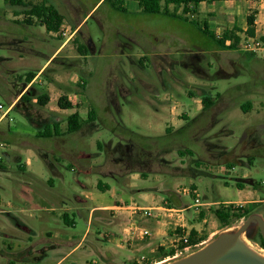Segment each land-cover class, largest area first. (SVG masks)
I'll list each match as a JSON object with an SVG mask.
<instances>
[{
  "label": "rangeland",
  "instance_id": "1",
  "mask_svg": "<svg viewBox=\"0 0 264 264\" xmlns=\"http://www.w3.org/2000/svg\"><path fill=\"white\" fill-rule=\"evenodd\" d=\"M26 1L34 4L48 1L56 6L64 15L61 30L68 32L64 35L60 30L56 36L44 26L22 24L20 21L28 18L29 8L12 6L0 0V44L12 46H0L2 110L9 107L11 96L17 92L15 84H23L28 72H37L48 56L79 27L67 48L45 70L42 80L49 82L56 72L73 74L77 79V88L73 91H86L91 99L90 103L79 106L84 121H89L91 109L96 112V121L89 125L91 132L78 141L80 148L90 154L89 159H79L78 163L60 155L49 137L38 136L40 127L35 126L19 108H12L10 115L3 120L0 127L7 129L10 123L13 133L7 140L16 146L18 154L19 142L26 138L39 147H33L35 151L40 150L39 153L45 155H39L41 163L46 158L58 165L67 181L63 185L67 206L57 203V211L50 214L51 218L46 222L40 218L42 212L36 209L24 213H0V264H57L72 248L68 241L75 246L84 237L89 228V210L97 203V198L109 200L108 194L89 186L99 178L107 180L102 172L110 169L106 167L109 154L114 156L109 149L123 154L146 151L151 144L154 155L159 158H163L161 153L164 150L177 158V149H182L187 156L185 170L178 171L182 178L175 180L173 175L167 174L175 171L165 162L158 161L156 169L164 172L160 173L163 175L159 179L139 182L137 187H147L146 193L152 199L144 201L138 191L134 192V197L138 203L150 205L162 200L169 204L166 198L174 195V204L184 208L189 231H197V242L184 243L179 239L175 246L166 245L163 253L156 251L153 258H149L151 254H145L146 258L136 264H171L203 251L206 256L212 255L213 243L218 237L237 231L254 212L252 208L262 203H251L250 209L247 208L249 211L233 214L227 224L218 219L215 210L225 205L246 210L238 202L229 201H243L254 194L264 198V109L259 106L261 115L253 112L248 116L240 106L247 100L264 101V52L251 53L246 43L247 32L237 34L240 42L236 49H224L204 33L197 22L144 13L135 0H123L125 11L114 9L110 2H100L96 6L99 0ZM218 7L221 6H214ZM198 10L199 7L193 9ZM178 12L184 15L182 7ZM196 12L191 11L188 17L200 21L203 26V17L200 14L197 17ZM209 12L208 17L214 14L207 10ZM209 27L212 28L211 23ZM257 37L264 41V36ZM80 45L87 47L86 57L79 49ZM24 47L34 49L36 54L29 53ZM141 54H158V58L140 62ZM205 74L207 77L202 79L208 86L202 85L203 89L214 97L221 92L222 100L217 97V106L200 114L195 109L192 95L201 96L203 89H200L199 80L194 78ZM35 87L43 91L39 85ZM156 98L169 100L168 107L176 106L174 119L170 113L154 114L150 101ZM228 100L234 102L233 108L222 109V103ZM55 105L57 103L52 102L51 106ZM31 113L35 115L34 111ZM163 120L172 121L175 129L171 123L165 129ZM62 122L67 124L66 115ZM252 133L258 145L255 149L243 142ZM0 142H3L2 137ZM98 142L105 145L103 149L99 148ZM3 150L0 147L4 164L14 172L19 171L17 161L9 162L2 154ZM84 165L91 167L89 172L85 171ZM179 165V159L172 163L174 168ZM44 170L45 174L55 177L47 166ZM240 181L244 182L243 188L238 185ZM56 182L59 186L57 178ZM195 184L202 202H211L200 210L193 206V196L177 192L180 187ZM35 187L40 186L35 184ZM87 193L94 194L93 198H86ZM75 195L85 198L86 206L79 204ZM4 209L7 210L6 207ZM65 209L75 219V225L64 223L60 215ZM152 214L146 216L150 221L155 220L156 211ZM203 219L207 220L204 222ZM97 228L102 234L109 231L105 226L93 224L87 240L97 235ZM214 231L218 232L211 236ZM48 232L57 233V237L50 239ZM175 233L176 238L185 235L182 228ZM247 236L243 233L239 241L253 255L264 259V251L254 247ZM56 242L60 243L58 247L54 246ZM173 249L174 255L169 252ZM80 253L78 250L61 264H72L74 259L81 260L77 264H86L87 260L91 264L95 258L92 255L80 258Z\"/></svg>",
  "mask_w": 264,
  "mask_h": 264
},
{
  "label": "crops",
  "instance_id": "2",
  "mask_svg": "<svg viewBox=\"0 0 264 264\" xmlns=\"http://www.w3.org/2000/svg\"><path fill=\"white\" fill-rule=\"evenodd\" d=\"M103 1L104 0H99L96 6ZM135 1L139 6V10L142 11L139 1ZM123 5L125 7V2H123ZM219 5L221 7L214 8V6ZM172 6L174 5H170L171 10H173ZM197 7H199V10L197 12H192H196L197 17H200L199 14L203 17V26H201L200 21H194L197 22L202 28H204L206 25L208 30L216 37L222 38L224 33L231 30L233 31L236 28L240 29L236 31L237 34H240V32H247L249 29L247 18L252 13L255 17L253 26L254 35H248L253 37L264 36V0L204 1L201 2ZM222 7H225L226 9H223ZM207 10L214 12V14L208 17L210 12L207 13ZM188 14L184 15L188 17ZM192 16H194V14H192ZM188 19L193 20V17H188ZM209 23H211L212 28L209 27ZM35 24L41 25L38 23ZM62 27L63 25L61 28ZM78 29L79 27H77L70 37L66 38L59 45V47L56 48L51 56H48L47 60L40 66L37 72H28L27 76L25 77L26 81L23 84H15L18 90L11 96L9 107L4 111L0 110V126L3 120L10 115L12 108H19L20 111L27 118H29L35 126L40 127L38 133L43 131L48 125L54 126L52 135L49 136V138L54 142V146L56 147L58 153L64 157H68L70 160L79 163V159H89L88 157L90 154L86 153L80 148L78 141L80 138L84 137V135H88V133L91 132L89 125L90 123L96 121L95 116L94 120L89 119V113V121H84L85 119L79 106H84V104L90 103L91 99L88 94H86V91H73L74 88H77V79L71 73L62 75L56 72L49 82H43L42 80L45 70L50 67L52 62L60 55V53H62L67 48L69 41L73 35L76 34ZM58 32L51 31L49 33L55 34L57 36ZM232 41L233 40L231 38L227 39L226 44L229 45L232 43ZM0 46L10 48L12 47L10 44L8 45L4 43H1ZM23 49H27L31 54H36V51L32 48L24 47ZM251 53L254 55L259 54L254 52ZM87 55L88 52L87 54H84L85 57ZM153 58H158V54H141L139 60L140 62H147L148 59ZM224 75L229 76L227 73ZM197 77L194 79L199 80L198 84L201 87L200 89H203L202 85H205L206 87L207 84L205 79L202 78L207 77V75L205 74L203 77ZM36 85H39L43 91H39L35 87ZM28 91L31 94L29 99L22 101V95ZM44 93L49 95L50 100L45 105H39L38 96ZM62 95H66L68 97L69 102L72 104L71 108H61L58 105V100ZM221 95V92H218L217 96L214 97L211 94L206 93L205 89H203V94L201 96L196 97L192 95L196 111H199V113L202 114V112H207L208 109L217 106L218 99L216 100V98L219 96L221 97ZM78 97L80 98L79 101ZM204 97H208L210 99V104L208 107L203 106L202 99ZM220 100H222V97ZM54 101L57 103V105L51 106L52 102ZM150 103L153 105V112L156 116H161L162 113L166 112L170 113L172 119H174L176 114V106L173 105L172 107H168V104L171 103L169 100L156 98L155 101L151 100ZM233 106L234 102L232 100L222 103V109L233 108ZM240 106L244 109L248 116H250V114L253 112L261 115L259 106H261V109H264V101L258 100L257 102H253L247 100L246 103L241 104ZM5 111H7V115L3 117L2 114ZM32 111L35 112L34 116L31 113ZM76 111L79 112L81 116V128L75 132H68V117ZM183 112H185V114L190 117L188 112ZM60 115H64V117H60ZM65 115L67 117L66 125L64 122H62L65 119ZM163 121L166 123L165 129H167V126H170L168 123H171L175 129L174 123L172 121ZM227 132L230 133L231 131L227 130ZM12 133L13 131L11 130L10 123H8L7 129L0 127V137H2L3 140V142H0V147L4 148L2 154L9 162L17 161L19 166V171H12L10 167L4 164L2 156L0 155V213H24L25 211L36 209L42 212L40 218L43 219L44 222L49 221L51 218L50 214H55L57 211L55 206L57 203L60 205L64 203L63 205L67 206L64 200L66 195L63 193V185L67 184L66 178L63 176V173L56 163H53L46 158L43 163L38 160L39 155H45L39 153L40 150L38 152L35 151L33 147L38 149L39 147L37 145H33L28 139L23 138L20 140L19 146L21 147H19L20 154H18L16 152L18 150L16 149V146H13L10 140H7L8 137L12 136ZM243 142H246L247 144L249 143L250 147L254 149L258 146L254 139V133L248 135ZM98 145L100 149H103L105 146L101 142H98ZM119 145L121 148L123 147V144ZM131 146L132 148H135L133 145ZM109 152L114 154L112 157L111 154L108 156L106 167H110V169L102 172V174L106 176L107 180L105 181L99 178L97 181H92V183L89 184L90 188L96 187L97 189L108 194L109 200L97 198V203L94 204L89 210V228L87 229L84 237L75 246L71 244L72 241H68L72 248L57 264H61L64 260L70 258L78 250H81V253L79 254L80 258L88 255L95 256V258L91 261V264H130L131 262L132 264H136L140 263L141 260L146 258L145 254H151L149 258H153L155 256L154 253L158 251L159 247H165L168 244L175 246V242L180 239L176 238L177 234L175 233V231L179 228H182L185 234H189L190 232V227L185 222V214L183 213L184 208H182L180 205L174 204V195H172L171 198H166L169 200V204L168 202L164 203L162 200L160 203L152 202L150 205H142L138 203L134 197V192L138 191L140 198L144 201L152 199V197L146 193V190H148L147 187H137H139V182L159 179L161 175H163H160V173L164 172H159L156 169L158 166V161L165 162L167 166L175 171L174 174L171 172L167 174L173 175L175 180L181 179L182 174L177 173L178 171L185 170V158L187 157L186 154L182 152V149H177V153H179L177 158H175L173 153L167 154L165 152L161 153L163 154V158H159V156L154 155L152 144L150 149H147L146 151L137 150L131 153L123 152V154H118L114 152V149H109ZM187 153L191 154V151L187 150ZM248 158L250 159L251 157L249 156ZM178 159L181 165H179L177 168H174L172 163L174 160L177 161ZM199 163L200 162L198 161L197 164ZM45 166H47L54 173L55 177L59 181V186L57 185L56 178L54 176L45 174ZM83 167L86 172H89L91 169L89 166L84 165ZM35 184H38L40 187H35ZM238 185L243 188L244 182L240 181L238 182ZM185 187H191L193 190L199 193L196 184L195 186L190 185L180 187L177 192L183 194L182 191ZM188 195L193 196L192 194ZM199 195L200 198H202L200 193ZM92 196H94V194H85L86 198H93ZM75 198L79 204L83 205V207L86 206L85 198H82L80 195H75ZM229 202H238L241 206L250 209L251 203L261 202L263 204L264 198L258 197L256 194H254V196L251 198H246L243 201ZM229 202H225V204ZM202 203L203 206L211 205V202ZM134 204L138 205L139 207L153 208V211H156L155 220L150 221L143 213H138L132 209H114L116 206H131ZM193 206H195V203ZM4 207H6L7 210H5ZM171 208L179 210L180 212H176L174 210L171 211ZM60 216L64 223L68 225H75V219L71 218L66 209ZM65 219H67V221ZM206 220L207 219H203L204 222ZM93 224L105 226V228H108L109 231L102 234V231L97 228V235L87 240V236ZM146 231H148V233H146ZM217 232L218 231L212 232L211 236ZM47 234L51 237L50 239L57 237V233L54 232H48ZM54 244L55 247H58L60 243L56 242ZM78 261L81 260L74 259L72 264H77ZM88 262L89 261L87 260L86 264H89Z\"/></svg>",
  "mask_w": 264,
  "mask_h": 264
},
{
  "label": "trees",
  "instance_id": "3",
  "mask_svg": "<svg viewBox=\"0 0 264 264\" xmlns=\"http://www.w3.org/2000/svg\"><path fill=\"white\" fill-rule=\"evenodd\" d=\"M8 4L12 6H26L29 9L27 10L28 18L20 21L21 23H25L27 25H33L35 23L44 25L47 29V31L51 32H58L64 22V15L59 11V9L54 6L51 3H48V1H43L39 4H34L30 1L26 0H5ZM139 5L142 8V11L144 13L148 14H162L165 16L173 17V18H179L185 21H190L195 23L194 20L188 19L185 15H181L178 13V8L182 7L183 14H188L189 12L193 11L201 2L204 1H221V0H164V3L162 0H138ZM104 2H110L112 7L119 11H125V7L123 5V0H104ZM170 5H174V9H170ZM36 18V19H34ZM255 22V17L253 14H250L247 18V23L249 26V29L247 31V34L254 35L253 32V26ZM199 25V24H198ZM201 30H203L204 33H207L211 37H213L218 45L224 49H236L239 42H240V36L237 35L236 31L240 30L236 28L235 30H231L229 32L224 33L222 38L216 37L213 33H211L208 30V27L205 25L204 28L200 27ZM232 39V43L227 45L226 40ZM79 49L83 51V54H87V47L84 45H80ZM31 74V73H30ZM30 92H26L22 95L21 100L26 101L30 97ZM50 100V97L48 94H41L38 96V104L39 105H45ZM203 106L208 107L210 104V99L208 97H204L202 99ZM58 105L61 108H71L72 104L69 102L68 97L66 95H62L58 100ZM96 112L95 110L89 111V119L94 120ZM82 121L81 116L79 112H74L73 114L69 115L68 117V132H75L81 128ZM54 126H46L45 129L38 133V136L42 137H49L52 135V130ZM249 211L247 208H234L232 205H225L221 206L220 208H217L215 210V214L218 217V219L222 223H228L229 218L233 214H239L240 211ZM241 214V213H240ZM67 221V219H65ZM196 235L197 231L192 230L189 232V242L190 243H196ZM188 242V243H189ZM165 247H159L158 252H164ZM173 255L174 249L169 251ZM165 254V253H164ZM151 264V263H150Z\"/></svg>",
  "mask_w": 264,
  "mask_h": 264
},
{
  "label": "water",
  "instance_id": "4",
  "mask_svg": "<svg viewBox=\"0 0 264 264\" xmlns=\"http://www.w3.org/2000/svg\"><path fill=\"white\" fill-rule=\"evenodd\" d=\"M256 219L264 235V220L258 214L250 216L241 227L233 233H223L213 243L214 252L206 256L205 252L194 254L189 259L171 264H264V259L258 258L239 240L250 223Z\"/></svg>",
  "mask_w": 264,
  "mask_h": 264
},
{
  "label": "built area",
  "instance_id": "5",
  "mask_svg": "<svg viewBox=\"0 0 264 264\" xmlns=\"http://www.w3.org/2000/svg\"><path fill=\"white\" fill-rule=\"evenodd\" d=\"M61 32L66 35L67 34V30H64ZM247 48L254 53H258L260 52H264V41L262 39H260L259 37H253V36H248L247 38ZM4 108V106L2 104H0V110H2ZM7 115V111H5L2 116L5 117ZM183 194H192L194 196L195 199V207L198 208V210H200V208L203 207V203L201 201L200 195L197 191L193 190L191 187H185L182 191ZM228 204V203H227ZM132 209L133 211H136L138 213H143L145 216H152V211L153 208H146V207H139L138 205H121V206H116L114 209ZM238 208V207H237ZM174 210L176 212H180L179 210L176 209H172L171 211ZM146 233H148V231H146ZM180 240H182L184 243H188L189 242V234H185L183 235Z\"/></svg>",
  "mask_w": 264,
  "mask_h": 264
},
{
  "label": "flooded vegetation",
  "instance_id": "6",
  "mask_svg": "<svg viewBox=\"0 0 264 264\" xmlns=\"http://www.w3.org/2000/svg\"><path fill=\"white\" fill-rule=\"evenodd\" d=\"M252 209L254 212H252L249 215V217L254 215V214H258L264 220V203L257 205V206H254ZM245 233H246V235H248L247 237H250V239L248 241H250V243L254 247L257 246L260 250L264 251V235L262 233V229L260 227V224L258 223V221L256 219H254L250 223V225H249V227Z\"/></svg>",
  "mask_w": 264,
  "mask_h": 264
}]
</instances>
